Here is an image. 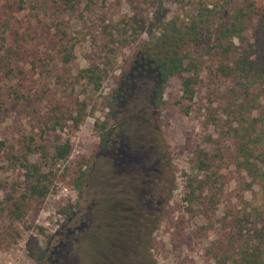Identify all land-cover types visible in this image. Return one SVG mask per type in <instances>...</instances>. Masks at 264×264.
<instances>
[{
	"label": "rangeland",
	"instance_id": "obj_1",
	"mask_svg": "<svg viewBox=\"0 0 264 264\" xmlns=\"http://www.w3.org/2000/svg\"><path fill=\"white\" fill-rule=\"evenodd\" d=\"M7 1L19 0H0V264H93L101 253L91 229L110 223L116 210L122 234L136 237L134 228L142 238L135 264H233L264 220L263 185L251 183L234 156L239 80L221 76L213 47L240 0H80L74 7L25 0L26 10L4 12ZM203 8L211 14L202 41L186 48L194 64L184 74L199 77L195 96L186 100L173 77L156 109L158 81L147 54L168 47L162 34L169 20L190 22ZM92 65L99 89L83 78ZM256 99L264 119V97ZM66 141L71 155L56 161L54 146ZM28 145L30 160L49 175L44 198L24 197L26 170L15 154ZM159 150L173 170L163 167ZM146 164L154 173L138 189L134 177Z\"/></svg>",
	"mask_w": 264,
	"mask_h": 264
},
{
	"label": "trees",
	"instance_id": "obj_2",
	"mask_svg": "<svg viewBox=\"0 0 264 264\" xmlns=\"http://www.w3.org/2000/svg\"><path fill=\"white\" fill-rule=\"evenodd\" d=\"M79 1L64 0L71 7H74L75 3ZM15 6L22 11L28 8L25 0H19L14 3L11 1L5 2L2 10L4 12L11 11ZM230 10L231 19L216 29L213 45L214 53L218 57L217 65L218 70L222 73L221 76L227 78V81L230 78L238 79L240 85L238 89L242 100L239 106L234 107V113L232 114L234 124L230 129L235 141L234 156L236 165L247 172L252 179L251 183L259 182L264 189V119H262L259 112H256L257 108L255 106L256 98L264 97V39L261 36V32H264V0H240L236 5L231 6ZM209 14H211V10L203 8L193 15L190 22L179 23L176 19L169 20L164 25L162 34L165 37L163 41L168 47L160 51L148 52V59L156 70L158 81L154 93V108L159 109L166 103L164 100L165 89L173 77L181 79L184 98L186 100L194 98L199 77L196 73L192 75L184 74L185 71L190 70L188 66L194 64L191 60L190 50H186V48L195 46L202 41L204 33L202 32L204 27L202 23L205 21L204 16ZM211 38L212 36H209V40ZM206 47L209 49V44L202 48L206 49V53L211 52ZM65 59L67 61L71 59L70 52L66 53ZM1 63L2 59L0 58ZM94 68H97V65L84 69L83 78L89 83H93L96 89H99L101 82ZM246 105L251 107L244 110ZM190 108V105H185L183 109L185 113H189ZM84 109L85 106L80 108L79 113H81V116ZM106 141L107 136L104 134L101 137V144L106 145ZM3 145L4 143L0 142V153ZM72 149L70 141L57 144L54 146L53 157L56 161L66 160L71 155ZM32 151V147L28 145L23 148V151H17V154H15L16 159L23 163L22 167L26 170L24 197L44 198L49 191V184H47L49 175L38 161L32 162L30 160L29 155ZM159 151L162 157L166 158L162 164L163 167L169 171L173 170L171 169V160L167 158L168 152L165 150ZM42 155V158L46 157L45 151ZM207 168L209 166L206 161H201L199 169L206 171ZM140 170V172L144 171L145 174L140 175V179L136 182L139 183V187L144 188L140 181L148 179L146 173L152 176L154 170H151L148 164ZM150 176L149 178H151ZM80 177L88 179L89 175L82 171ZM166 184L167 200L169 201L174 191V174ZM195 192V188H192L190 191L191 198L195 196ZM116 211L110 223L91 229L92 244L96 248L98 247L101 253L98 255L95 252L97 255H95L96 258L93 264H120L115 256H118L122 249L117 246L116 238H119L120 233L123 232L124 224L122 219H118ZM133 213L135 214V211ZM151 220L154 227H157V220L155 218ZM262 221L261 225L256 226L250 234L245 247L239 251V256L233 259V264H264V220ZM136 232V229L132 228L133 235H136V237H133L134 241L132 242L133 255L136 252L137 255L143 252V246L139 244ZM61 260L62 258L57 264H60Z\"/></svg>",
	"mask_w": 264,
	"mask_h": 264
},
{
	"label": "flooded vegetation",
	"instance_id": "obj_3",
	"mask_svg": "<svg viewBox=\"0 0 264 264\" xmlns=\"http://www.w3.org/2000/svg\"><path fill=\"white\" fill-rule=\"evenodd\" d=\"M154 93H155V89H154ZM144 167L145 166H143L142 168L144 169ZM144 173V172H143ZM145 174V173H144ZM146 175L148 176V179L146 178V180L145 179H142V182L140 181V183L142 184V185H146V184H148V182H149V180H151V178H149V176H150V174L148 173H146ZM146 176V177H147ZM145 177V176H144ZM151 177V176H150ZM138 179H140L139 178V174L137 173V175L134 177V180L136 181V180H138ZM134 180L132 181V182H134ZM145 180V181H144ZM136 184L137 185H139V183L138 182H136ZM137 186L136 185H134V188H136ZM138 189H140L139 188V186H138ZM142 189V188H141ZM134 209V208H133ZM133 212H134V210H133ZM135 213H139L138 211H135ZM133 219V218H132ZM134 221H135V219H134ZM122 235H124L125 237H123L122 239H123V243H120V244H117V246H119V247H121V249H122V251H120V254L118 255V256H115V257H117V259H118V261L120 262V264H135L134 262H133V260H134V257H136L137 256V252L136 253H134V255H133V247H132V242L134 241L133 240V236H132V234H126V233H121V236ZM138 239H139V244H141L142 243V238H141V236H138L137 237ZM118 239H121V237H119V238H116V240H118ZM122 244V245H121Z\"/></svg>",
	"mask_w": 264,
	"mask_h": 264
}]
</instances>
